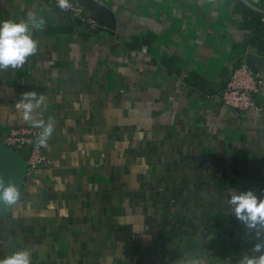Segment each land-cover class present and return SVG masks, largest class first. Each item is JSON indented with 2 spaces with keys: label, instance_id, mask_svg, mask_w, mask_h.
<instances>
[{
  "label": "crops",
  "instance_id": "obj_1",
  "mask_svg": "<svg viewBox=\"0 0 264 264\" xmlns=\"http://www.w3.org/2000/svg\"><path fill=\"white\" fill-rule=\"evenodd\" d=\"M95 1L114 27L92 28L54 0H0V20L34 13L40 23L36 52L0 69V141L33 126L16 107L24 93L41 98L32 115L54 127L42 146L51 163L25 168L20 199L0 214V258L21 248L30 264L259 255L264 226L258 236L226 199L248 188L261 196L264 184V0H242L255 23L237 0ZM243 62L259 81L255 107L240 111L221 90Z\"/></svg>",
  "mask_w": 264,
  "mask_h": 264
},
{
  "label": "clouds",
  "instance_id": "obj_2",
  "mask_svg": "<svg viewBox=\"0 0 264 264\" xmlns=\"http://www.w3.org/2000/svg\"><path fill=\"white\" fill-rule=\"evenodd\" d=\"M64 7V0H60ZM40 23L34 13H29L27 18L19 20H0V69L17 68L26 62V58L37 50V41L32 32ZM41 98L35 92L22 95L16 107L22 110V118L30 121L34 127L42 129L38 143L45 146L54 130L53 121L34 118L33 108L39 106ZM21 193L14 183L5 185L0 181V200L13 206L20 199ZM226 203L231 205V212L249 229H256L261 235L258 225L264 226V196H260L251 188L232 190L227 194ZM259 255L245 254L239 264H264V242H256L251 250ZM0 264H30V251L21 248L0 258ZM190 264H203L199 258H192Z\"/></svg>",
  "mask_w": 264,
  "mask_h": 264
},
{
  "label": "built area",
  "instance_id": "obj_3",
  "mask_svg": "<svg viewBox=\"0 0 264 264\" xmlns=\"http://www.w3.org/2000/svg\"><path fill=\"white\" fill-rule=\"evenodd\" d=\"M54 1L60 10L73 17H79L90 27L95 28L99 25L94 17L84 12L79 0H64V7L60 6V0ZM142 50H146L145 45ZM258 81V74L250 64L241 63L233 69L225 87L221 90L223 102L240 111L254 108L253 93L257 90ZM39 134V129L34 126H13L6 131L1 142L23 156L28 171H35L51 163V159L38 143Z\"/></svg>",
  "mask_w": 264,
  "mask_h": 264
},
{
  "label": "water",
  "instance_id": "obj_4",
  "mask_svg": "<svg viewBox=\"0 0 264 264\" xmlns=\"http://www.w3.org/2000/svg\"><path fill=\"white\" fill-rule=\"evenodd\" d=\"M85 1L92 7L93 12L90 13L92 17L103 25L114 27V16L106 6L95 0ZM243 1L253 6L248 0ZM251 57L256 60H262V58L254 54H252ZM0 162L4 165L0 172V180L3 181L5 185L14 183L17 187L19 176L26 168L23 156L0 141ZM254 188L259 190L261 196H264V184L256 183ZM6 206L7 204L0 200V214Z\"/></svg>",
  "mask_w": 264,
  "mask_h": 264
},
{
  "label": "trees",
  "instance_id": "obj_5",
  "mask_svg": "<svg viewBox=\"0 0 264 264\" xmlns=\"http://www.w3.org/2000/svg\"><path fill=\"white\" fill-rule=\"evenodd\" d=\"M237 2L240 4V12L245 14V16L246 15L247 16L248 15H255V17H254L255 19L252 20L254 23L259 20V14L258 13H256L252 9L246 7L242 0H237Z\"/></svg>",
  "mask_w": 264,
  "mask_h": 264
}]
</instances>
